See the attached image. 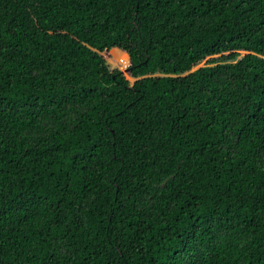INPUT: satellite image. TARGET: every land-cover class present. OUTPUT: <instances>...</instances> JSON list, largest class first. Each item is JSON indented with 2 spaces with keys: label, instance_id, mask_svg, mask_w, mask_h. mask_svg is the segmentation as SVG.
I'll return each mask as SVG.
<instances>
[{
  "label": "trees",
  "instance_id": "obj_1",
  "mask_svg": "<svg viewBox=\"0 0 264 264\" xmlns=\"http://www.w3.org/2000/svg\"><path fill=\"white\" fill-rule=\"evenodd\" d=\"M0 264H264V0H0Z\"/></svg>",
  "mask_w": 264,
  "mask_h": 264
},
{
  "label": "rangeland",
  "instance_id": "obj_2",
  "mask_svg": "<svg viewBox=\"0 0 264 264\" xmlns=\"http://www.w3.org/2000/svg\"><path fill=\"white\" fill-rule=\"evenodd\" d=\"M124 53V52H123ZM120 51L113 52L108 58V64L111 69L119 68L125 69L127 62V55Z\"/></svg>",
  "mask_w": 264,
  "mask_h": 264
}]
</instances>
